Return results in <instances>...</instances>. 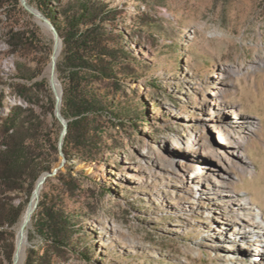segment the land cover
Here are the masks:
<instances>
[{"label": "rangeland", "instance_id": "1", "mask_svg": "<svg viewBox=\"0 0 264 264\" xmlns=\"http://www.w3.org/2000/svg\"><path fill=\"white\" fill-rule=\"evenodd\" d=\"M101 1L118 7L117 19L108 24L124 32L123 43L131 53L129 78L117 94L120 118L106 125L96 158L73 148L48 178L39 201L47 192L45 206L64 205L71 220L66 245L50 247L40 233L43 216L37 207L27 227L22 264L30 250H49L55 264L251 260L240 239L228 240L233 245L226 248L222 239L207 236L216 215L214 199L197 195L176 167L186 160L198 171L213 173L219 165L208 156L185 158V137L202 132L213 147L224 149L214 124L255 121L257 132L246 134L250 169L233 189L252 196L255 207L264 210V0ZM28 2L41 10L37 0ZM61 41L58 63L62 36ZM54 45L53 34L21 0H0V125L12 107L22 105L30 120L46 126L41 136L59 133L61 123L55 125V115L45 108L54 97L50 81L40 78ZM222 64L232 68L225 75L229 93L222 104L237 113L214 110V117L207 101ZM68 72V65L57 67L63 96ZM43 148L54 158L47 145ZM62 158L58 154L53 167ZM59 175L72 179L76 188H63ZM29 201L24 192L0 189V264H13ZM12 207L22 212L19 220Z\"/></svg>", "mask_w": 264, "mask_h": 264}, {"label": "trees", "instance_id": "2", "mask_svg": "<svg viewBox=\"0 0 264 264\" xmlns=\"http://www.w3.org/2000/svg\"><path fill=\"white\" fill-rule=\"evenodd\" d=\"M37 1L63 38V59L57 67L69 66L68 87L62 102V113L69 120L63 151L68 156L77 148L89 159L96 158L105 143L106 125L120 118L117 94L124 91L131 72L127 64L131 53L123 43L124 32L108 24L117 19L119 9L101 0ZM37 84L41 86L42 82ZM45 108L55 115L54 97L49 98ZM27 111L22 105L12 107L0 125V189L24 192L31 200L38 179L52 170L58 159L62 127L57 134L41 136L46 126L30 120ZM58 122L55 116V125ZM44 145L54 158L46 155ZM59 176L63 188H76L72 179ZM42 196L38 204L43 216L40 233L50 247L59 248L66 245V227L71 220L63 210L64 205L45 206L47 192ZM12 214L19 220L22 212L12 207ZM26 264H55V260L49 250L43 253L30 250Z\"/></svg>", "mask_w": 264, "mask_h": 264}, {"label": "bare ground", "instance_id": "3", "mask_svg": "<svg viewBox=\"0 0 264 264\" xmlns=\"http://www.w3.org/2000/svg\"><path fill=\"white\" fill-rule=\"evenodd\" d=\"M26 1L28 2V0ZM33 8L39 11L36 7L33 6ZM61 49L62 44L60 43L55 55L57 59ZM229 71H232V68L222 64L217 74L213 75L217 79L212 83L213 90L210 92L211 96L207 101V108L212 111L213 116L215 114L214 110L231 115L237 113L235 107L227 108L223 106V98L228 96L229 93L227 81L225 80V75ZM56 81L58 90L61 92V84L58 79ZM213 128L217 132L218 141L226 144V146H223L224 149L213 147L205 139L202 132L185 137L182 144L185 148V158H189L190 154L208 156L211 160L217 162L218 169L213 173L206 174L188 165L186 160H182L177 164L176 173L189 179V183H191L197 195L214 199L213 209H215L216 215L213 224L208 226L209 234L207 236L211 239H222V246L226 248L233 245L229 244L228 240L240 239V241H243L242 247L251 251V260L228 261L225 264H264V210L261 207H255L252 196H245L233 189L238 180H241L244 177L243 175L250 169L247 164L248 142L250 139L246 134L257 132L258 125L252 120H237L228 125L216 123ZM231 148L235 151L232 152ZM37 199V197L33 199L32 206L26 211L23 218L26 228L23 236H20L19 239L17 264L23 263L27 242V227L31 222ZM188 202L191 201L188 200ZM252 251L257 253L254 254Z\"/></svg>", "mask_w": 264, "mask_h": 264}, {"label": "water", "instance_id": "4", "mask_svg": "<svg viewBox=\"0 0 264 264\" xmlns=\"http://www.w3.org/2000/svg\"><path fill=\"white\" fill-rule=\"evenodd\" d=\"M22 4L32 13L35 14V16L39 19V22L41 25H43L49 32H51L54 36V40H55V45H54V49H53V55L51 58V63L48 67V70L45 74H43L40 78L47 76V78L50 81V85L52 88V91L54 93V100H55V109H54V113L56 118L59 120V122L62 125V130L59 136V142H58V147H59V154L63 157L62 161L60 163H57L52 170L44 172L40 178L38 179L35 189L33 191L31 200L28 204V208L26 211H28L30 209V207L32 206V202L33 199L35 197H37V201L35 203V209L33 210V213L35 212L36 208L38 207L39 204V197H40V193L42 191V188L44 187L47 179L50 176H53L55 174H57L58 170L60 169V167L64 164V160H65V153L63 151V145H64V139L68 130V124H69V120L63 115L62 113V102H63V89L61 87V92L58 90V86H57V63H58V59L56 58V52L59 48L60 43L62 44L61 41V36H60V32L57 29L56 25L54 24V22L42 11V10H35L34 8L30 7V5L28 4V2L26 0H21ZM26 228V223L25 222H21L19 225V229H18V239H17V246H16V250H15V254H14V258H13V264H17L18 262V251H19V239L20 236H23L24 231Z\"/></svg>", "mask_w": 264, "mask_h": 264}]
</instances>
